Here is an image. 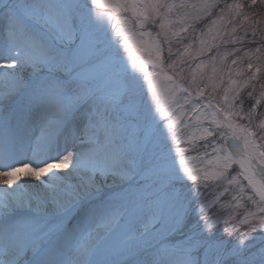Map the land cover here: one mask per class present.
Instances as JSON below:
<instances>
[{
  "label": "snow or ice",
  "instance_id": "obj_1",
  "mask_svg": "<svg viewBox=\"0 0 264 264\" xmlns=\"http://www.w3.org/2000/svg\"><path fill=\"white\" fill-rule=\"evenodd\" d=\"M176 7L202 9L215 26L242 6L0 0V264H264V85L257 93L261 66L252 62L260 49L231 61L248 57L247 109L240 87L231 86L232 69L222 100L216 85L208 97L198 85L193 94L176 79L183 68L174 57L187 63L172 50L180 32L165 31ZM148 24L160 31L145 43ZM130 36L139 38L135 47ZM165 45L174 71L163 75L161 102ZM134 52L148 58L137 62ZM190 149L197 155H186ZM194 160L201 166L187 163ZM25 169L38 184L21 182L17 173ZM201 181L256 211L240 221L214 211L215 200L201 198ZM240 223L247 225L242 234Z\"/></svg>",
  "mask_w": 264,
  "mask_h": 264
},
{
  "label": "rangeland",
  "instance_id": "obj_2",
  "mask_svg": "<svg viewBox=\"0 0 264 264\" xmlns=\"http://www.w3.org/2000/svg\"><path fill=\"white\" fill-rule=\"evenodd\" d=\"M244 0H222L223 2H226L228 4L238 3L242 7L237 12V14L229 21L227 19L224 20H218L217 24L215 26H212L211 20L215 18L208 17L204 14L202 9H194L192 7H188L187 9H182L179 7L174 8L171 12L167 15V20L165 24V31L171 36L172 32H180V37H173V45L172 50L173 53L177 52V49H179L181 52L184 53V60L187 61V63H184V61L180 60L179 57H174V60L177 62L178 68H183V73L177 72V82L180 83L183 87L189 88L190 91L195 93L197 90V85L199 87L205 88V97H208L212 93L213 85H216V92L214 93L216 99L222 100V89L229 86V72L228 69H232L231 71V79L232 81H235L234 84H232V87H240V95L244 98V104L243 107L247 109V107L252 103L250 99L247 97V93L251 91V88L247 87L244 84V81H246L247 77L251 74L248 69V57H244L242 61H239L238 64L233 65L231 64V61L234 58H237L239 56H243V53L245 51H253L257 48L260 49V52L258 55H252V62L253 64H259L261 66V70L259 73H257V80L254 81V83L257 85L256 92L259 93L260 87L262 84L264 85V80L261 81L262 84L260 85L261 75L264 78V54L261 53V50L264 49L262 47L260 42H264V22H260L256 20L255 16H248V14L245 13V8L243 7L242 3ZM170 4H176L177 6L181 3H186L188 5L193 4H199L202 3L203 0H167ZM245 7L248 8L250 11L257 7L264 9V0H256V3L253 4L252 0H245L244 1ZM262 9V10H263ZM230 11H236V10H230ZM218 12V10H217ZM185 13H188L189 15L185 17ZM197 15L202 17L201 19H197ZM227 15V14H226ZM247 16V19L244 17ZM264 20V13L262 15ZM187 19V23H183V21ZM260 22V23H259ZM113 24H115L117 27H120L119 24H116V21H113ZM235 26L236 32L231 33V28ZM187 28L186 32L180 31L181 28ZM146 28L149 32L152 33L151 37H145L144 41L145 43H150L152 39L156 38V33L160 31L158 24L152 25L148 24L146 25ZM253 28L255 29V37H253ZM211 29V31H209ZM222 33V38L217 37L215 40L213 39L214 36L217 35V33ZM262 33V36L257 38V33ZM229 35L235 38H242V42H238L236 44L232 43H226V41L229 38ZM193 37H199L204 40H206L205 45H201L199 42V39H194ZM138 37L130 36L129 42L130 47H135L134 41H138ZM177 39H181L182 43L177 44L175 41ZM260 40V41H259ZM209 45H216L211 47V50H208ZM204 48L205 51L203 53H200V49ZM165 51L162 54L161 57V68L164 70L161 77L159 78V84H160V90H161V102H163L164 99L167 98V94L165 91V88L168 84L167 81L163 79V75L172 74L174 71L173 69L168 68V65L170 63H173V60L168 59V52H167V46H164ZM234 49H239L240 51L235 52ZM121 54L127 58L128 53L127 50L121 46L120 48ZM226 53H231L230 55H225ZM136 58L137 62H139L140 59H147L148 53L147 52H134L133 53ZM213 57L215 58L213 60ZM202 65L199 68H196L197 64ZM131 64V61L129 60V65ZM215 67L216 71L213 72V68ZM239 69L241 74L237 75L236 70ZM193 70H195L193 72ZM251 71H255L253 68ZM193 75L195 76V80H193ZM221 79L223 82H221ZM231 99V94H230ZM258 112H264V99H261L260 106L258 108ZM258 124L259 122H255ZM183 124V122H182ZM182 127V125H181ZM200 144L204 143V141H200ZM183 146V145H181ZM186 155L189 156H196L197 152L194 150H189ZM188 164H190L192 167H200V162L198 160L194 161H188ZM233 169L236 171H239L238 165H233ZM230 172H232V169H229ZM233 175L236 174V172H232ZM242 179V178H241ZM187 183L192 186H196V182L188 180ZM214 181L208 182V187L205 188V183L203 181L200 182L199 187L201 189L202 193V199L207 200H215V208L214 211L222 212L224 215H227L228 211H231L233 213L235 221H240L243 219L244 215H246L248 212H255L256 208L255 205L251 204V202H247L246 200H240L232 199V196L235 195L231 192H224L222 188L215 187ZM246 190L247 185L246 182H244ZM247 194L251 195L250 192H247ZM252 217L249 216V220H251ZM224 227H231V223L225 224ZM247 231V225L246 224H238L236 228V232L238 234H242Z\"/></svg>",
  "mask_w": 264,
  "mask_h": 264
},
{
  "label": "trees",
  "instance_id": "obj_3",
  "mask_svg": "<svg viewBox=\"0 0 264 264\" xmlns=\"http://www.w3.org/2000/svg\"><path fill=\"white\" fill-rule=\"evenodd\" d=\"M245 1V0H244ZM244 1H243V3H242V5H243V7L245 8V13L246 14H248V16H255L254 18L256 19V20H258V21H260V22H264V20H263V17H262V15H263V13H264V9L263 8H260V7H257L258 5H256L255 6V8L254 9H252V11H250L248 8H246L245 7V4H244ZM263 9V10H262ZM252 16V17H253ZM259 22V23H260ZM262 36V33H257V38L259 37V39H260V37ZM260 41V40H259ZM261 43V45H262V47H264V42H260ZM261 53H263L264 54V49H262L261 50ZM261 80H259L260 81V85L262 84V82L261 81H263L264 80V78H263V76L261 75ZM263 85V84H262Z\"/></svg>",
  "mask_w": 264,
  "mask_h": 264
},
{
  "label": "bare ground",
  "instance_id": "obj_4",
  "mask_svg": "<svg viewBox=\"0 0 264 264\" xmlns=\"http://www.w3.org/2000/svg\"><path fill=\"white\" fill-rule=\"evenodd\" d=\"M54 171H58L63 173L66 171V169H56ZM17 176L21 179V182L27 184V185H33V184H38L39 181L35 180V178H32L28 172L27 169L22 170L21 172L17 173ZM41 179H47V177H41ZM30 191H34L35 189L29 188Z\"/></svg>",
  "mask_w": 264,
  "mask_h": 264
}]
</instances>
